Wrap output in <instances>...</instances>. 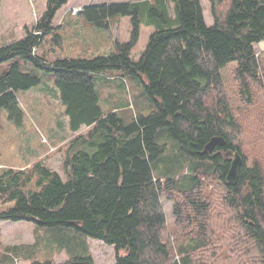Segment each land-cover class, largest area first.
I'll return each instance as SVG.
<instances>
[{"label":"trees","instance_id":"1","mask_svg":"<svg viewBox=\"0 0 264 264\" xmlns=\"http://www.w3.org/2000/svg\"><path fill=\"white\" fill-rule=\"evenodd\" d=\"M69 2L46 0L38 20L22 16L15 36L0 44V64L20 58L51 73L73 133L89 130L70 141L66 180L40 162L26 170L0 171V221L74 228L113 246L115 264H264V105L256 99L264 87V61L255 49L264 42V0H230L223 16L224 0H210L213 25L205 20L201 0L85 4L81 13L97 28L109 30L110 18L130 16V40L117 41L109 55L49 63L37 55L38 46L56 33ZM142 12L155 30L135 61L131 54L140 38ZM234 63L241 99L247 109L258 110L250 122L245 110L240 122L223 88V71ZM113 72L143 85L151 103L148 115L103 110L95 79ZM40 84L18 62L2 73L0 118L6 110L10 121L22 126L18 93ZM162 131L190 167L182 182L154 172L167 150L159 143ZM245 132L252 136L249 144ZM215 136L224 137L226 146L200 155ZM230 150L244 162L235 185L226 180ZM164 195L174 202L176 223L189 238L177 250L168 234ZM8 249L0 264H14ZM62 264L95 261L88 254Z\"/></svg>","mask_w":264,"mask_h":264},{"label":"rangeland","instance_id":"2","mask_svg":"<svg viewBox=\"0 0 264 264\" xmlns=\"http://www.w3.org/2000/svg\"><path fill=\"white\" fill-rule=\"evenodd\" d=\"M141 0H70L58 23H63L56 33L45 37L38 46L37 55L49 63L61 59H92L97 56L109 55L116 50V42H127L131 38L132 19L130 16H114L109 19L111 30L93 26L81 12L80 18L74 15V10L83 8L85 4H110L119 2H132ZM46 0H0V44L9 42L15 36L16 28L23 17L39 19L44 11ZM205 20L208 25L214 24L210 0H201ZM230 0H224L219 11L225 15L229 8ZM28 14H24V11ZM32 13V14H31ZM140 38L132 51L131 57L139 61L145 52L149 38L155 27L148 24V15L140 14ZM34 20V22H35ZM56 35L60 36L58 40ZM255 45L257 56L264 61V48L262 44ZM18 62L22 72L31 74L41 79V84L28 91L18 93L20 107L24 112L22 126L15 125L9 119L8 112L3 110L0 118V171L6 169L26 170L37 162L42 163L53 171L58 172L64 180L67 176L64 171V161L70 141L79 134H86L88 128L74 134L70 127V119L66 114V107L61 100V93L56 85L55 78L35 67L23 59L12 60L0 64V75L7 72L11 66ZM236 64H230L223 71V88L231 100V104L240 122L243 123L245 112L249 113L248 122L251 121L257 109L246 108L239 95L238 85L235 81ZM115 84L112 97L107 98L110 89L105 84ZM264 82V76H263ZM96 88L101 98L104 111L109 107H116L121 116L142 113L148 115L151 103L146 96L143 85L128 76L120 77L118 72L98 75L95 79ZM116 84H119L118 87ZM259 105H264V87L256 92ZM107 99V100H105ZM105 102H108L106 105ZM249 110V111H248ZM261 111V110H260ZM162 131L159 143L167 146L165 154L154 164V172L160 179L176 177L182 182L190 168L178 153L177 143ZM252 136L245 132L243 139L249 144ZM250 151V149H247ZM251 155L253 151L249 152ZM251 157V156H250ZM252 159V157H251ZM250 159V161H251ZM162 205L167 217L168 234L176 250L183 244H189L176 223L173 214L174 202L162 196ZM216 213V212H214ZM213 213V214H214ZM219 220L215 215L212 220L217 227ZM0 257L5 254L6 248L13 256L14 264H32L36 261H53L62 264L76 256H92L95 264H115L116 251L113 246L92 239L83 233L69 227H40L31 222L0 221ZM228 243L222 242V244ZM123 253V252H122Z\"/></svg>","mask_w":264,"mask_h":264},{"label":"water","instance_id":"3","mask_svg":"<svg viewBox=\"0 0 264 264\" xmlns=\"http://www.w3.org/2000/svg\"><path fill=\"white\" fill-rule=\"evenodd\" d=\"M227 141L222 136L213 137L204 147L203 151L200 152V155H208L213 153L218 147H225ZM225 156L231 160V166L227 173L226 180L230 185H235L240 178V172L243 166V157L239 152L227 151Z\"/></svg>","mask_w":264,"mask_h":264},{"label":"crops","instance_id":"4","mask_svg":"<svg viewBox=\"0 0 264 264\" xmlns=\"http://www.w3.org/2000/svg\"><path fill=\"white\" fill-rule=\"evenodd\" d=\"M91 4H94V3H91ZM88 5H90V4H88ZM73 14H74V13H73ZM74 15H75V14H74ZM76 17H77V18H80V14H79V15H76ZM62 24H63V23L60 22V23H58V26H56V27H57V28H58V27L60 28V27L62 26ZM93 26H94V25H93ZM111 29H112V28L110 27L109 30H111ZM118 85H119V84H116L117 87H118ZM105 86H106L108 89H110V92L108 93L107 98L112 97V96H111V95H112V90H111V89L113 88V86H115V84H111V83L107 82V83L105 84ZM105 100H107V99H105ZM100 103H101V98H100ZM104 103H105L106 105H108V102H105V101H104ZM102 108H103V107H102ZM103 110H104V109H103ZM107 110H108V111H111V110H112V111H118V110L116 109V107H109V108H107ZM89 253L92 255L93 251H90V250H89ZM115 263H116V260H115Z\"/></svg>","mask_w":264,"mask_h":264},{"label":"built area","instance_id":"5","mask_svg":"<svg viewBox=\"0 0 264 264\" xmlns=\"http://www.w3.org/2000/svg\"><path fill=\"white\" fill-rule=\"evenodd\" d=\"M82 10H83V8L75 9V10H74V14L77 15V14L80 13Z\"/></svg>","mask_w":264,"mask_h":264}]
</instances>
